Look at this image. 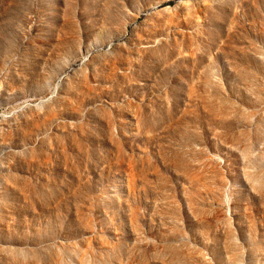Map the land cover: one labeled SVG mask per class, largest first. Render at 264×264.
<instances>
[{"label": "rangeland", "instance_id": "1", "mask_svg": "<svg viewBox=\"0 0 264 264\" xmlns=\"http://www.w3.org/2000/svg\"><path fill=\"white\" fill-rule=\"evenodd\" d=\"M0 264H264V0H0Z\"/></svg>", "mask_w": 264, "mask_h": 264}]
</instances>
